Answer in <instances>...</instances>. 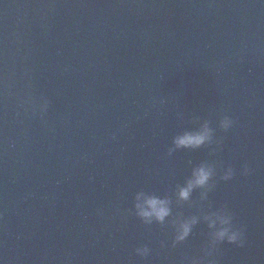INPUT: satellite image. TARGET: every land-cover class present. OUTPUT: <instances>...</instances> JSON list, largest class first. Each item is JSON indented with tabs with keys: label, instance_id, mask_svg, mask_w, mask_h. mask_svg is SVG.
<instances>
[{
	"label": "water",
	"instance_id": "1",
	"mask_svg": "<svg viewBox=\"0 0 264 264\" xmlns=\"http://www.w3.org/2000/svg\"><path fill=\"white\" fill-rule=\"evenodd\" d=\"M204 121L211 145L169 155ZM201 162L207 198L178 201ZM139 190L170 201L163 225L136 217ZM220 208L242 245L206 255L203 219L173 243ZM193 261L264 264V0H0V264Z\"/></svg>",
	"mask_w": 264,
	"mask_h": 264
},
{
	"label": "clouds",
	"instance_id": "2",
	"mask_svg": "<svg viewBox=\"0 0 264 264\" xmlns=\"http://www.w3.org/2000/svg\"><path fill=\"white\" fill-rule=\"evenodd\" d=\"M46 102L43 101L39 108L43 112ZM233 121L227 116L219 121V128L222 130L229 129ZM213 143V129L209 126L208 121L201 123L200 127L191 132H184L176 136L173 141V148L168 150L169 155L175 149H197L201 146L211 145ZM244 174L248 172L247 166L243 169ZM216 175V169L213 164L201 162L193 167L190 176L186 179L182 186H179L176 192V199L180 202H188L191 199L194 190H201V199L207 198V193L213 187V177ZM233 176V169L227 167L223 170L219 177L221 180H230ZM133 211L144 224L150 225L153 222L163 225L172 215L170 201L162 198L154 193L139 190L135 192L132 203ZM200 219L206 222L209 229V246L206 255H210L215 246L221 242L229 244L242 245L243 233L236 227L233 222L232 214L226 209L220 208L216 210L203 211L200 216H189L187 218H177L172 222L174 228L173 243H180L186 240L192 232L193 227ZM136 254L141 258L146 257L150 249L146 246L137 248ZM192 264H196L193 261Z\"/></svg>",
	"mask_w": 264,
	"mask_h": 264
}]
</instances>
